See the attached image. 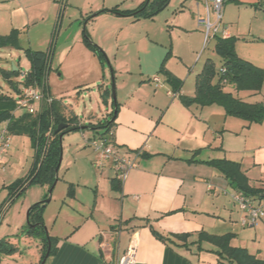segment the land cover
Listing matches in <instances>:
<instances>
[{"label":"crops","instance_id":"0c3cea01","mask_svg":"<svg viewBox=\"0 0 264 264\" xmlns=\"http://www.w3.org/2000/svg\"><path fill=\"white\" fill-rule=\"evenodd\" d=\"M63 1L0 0V35L17 30L20 50L29 48L49 53L47 88L45 92L37 89L52 101L37 103L36 113L32 116L43 115L54 103L57 117L75 119L81 127L79 131L64 132L62 139L69 133H80L84 137L87 134V143H90L91 137H109L121 152L133 157L135 151H139V155L136 156V166L120 182L112 159L100 165V153L92 149V158L87 159L88 167L92 169L89 176L80 178V182L66 181L67 193L62 203L70 213L67 214L64 228L48 233H52L50 237L55 239V253L47 256L44 264H118L129 250L132 251L134 264H226L214 252L216 247L212 244L202 242L199 248L197 240L200 232L215 236L231 235V246L244 248L264 260V218L253 227L241 226L239 219L242 213L231 197L238 191L237 188L215 166L209 164L211 161L235 163L248 179L249 187L264 190V120L249 124L227 116L220 106H186L183 103L184 98L194 96L196 76L209 59L200 64L202 55L195 58L196 61L194 57H188L176 44L174 35L194 36L196 47L191 51L192 55L196 53L197 46L200 48L204 38L196 17L205 14V1L187 2L188 8L186 6L185 9L188 10L190 22L173 17L169 41L163 35L148 33L145 36L147 41H144L154 46L155 51L139 52L137 68L131 67L132 61L128 55L120 59L96 38L94 32L90 31L89 34L86 29L89 40L96 42L99 45L96 46L108 56V63L87 46L80 29L68 35L60 27L58 39L62 37L63 40L50 54ZM225 1H231L237 9V18H229L226 22L231 26L229 33L235 40L236 54L264 70V26L252 27L253 20L264 16V0ZM65 3L68 6L71 0H65ZM89 8L84 3L77 9L81 16L102 11L90 20L89 25L104 20L108 26L105 31L107 38L115 33L109 25H117L119 18L125 21L127 28L140 22H155L152 17L135 19L133 16L119 15L120 11H135V8L121 9L119 4ZM113 8H117L118 12H110ZM243 12L250 14L246 31L248 35H254L252 38L239 31ZM211 18L214 19L213 15ZM232 29H235L236 35H232ZM117 38L126 40L128 36ZM254 44H260L261 48L254 50L248 47ZM57 48L60 50L57 51ZM29 67L27 60L21 80L7 74L9 69H4L5 77L9 75L14 83H18L14 86L10 84L11 95L8 96L14 101ZM109 67L116 76V105L107 81ZM13 71L19 73L20 69L13 66ZM155 75L159 76L161 87L151 82V77ZM192 79L193 84H189ZM167 91H177L179 96L171 98ZM224 91L243 102L264 106V78L259 92L237 91L226 82ZM87 96L89 101H85ZM113 112L114 124L106 133L97 126L101 117L108 119ZM26 114L16 111L14 120ZM40 125L47 127L46 121L44 126L43 123ZM10 135V147L0 159V189L7 193L8 186L25 178L35 162L30 137L25 133ZM14 139L29 144L32 154L28 169L21 177L7 178L10 163L20 150V147L11 149ZM114 179L120 182L119 190L112 188ZM41 187L47 189V186ZM26 191L27 188L24 193ZM69 191L71 196L68 195ZM4 192L1 194L0 191V205H4L5 210L4 218L0 220V241L10 243L12 236L24 231L22 229L26 223L16 222L11 234L7 233L9 226H2L10 204L3 201ZM262 195L255 204L264 208V193ZM37 203L31 204L29 209ZM42 218L43 224L48 226L44 210ZM152 230L164 236L187 234L189 237L185 244L176 239L174 243H164ZM18 254L15 253L13 257Z\"/></svg>","mask_w":264,"mask_h":264},{"label":"trees","instance_id":"16d2710c","mask_svg":"<svg viewBox=\"0 0 264 264\" xmlns=\"http://www.w3.org/2000/svg\"><path fill=\"white\" fill-rule=\"evenodd\" d=\"M168 5V0H147L135 11H120L117 8L110 10L112 13L118 12L119 15L133 16L135 19L142 17H153L154 13ZM151 11H148V9ZM100 11L99 13H101ZM98 13V14H99ZM96 15L88 17V21ZM83 39L87 46L101 59L105 58V54L94 45L88 38L85 29L82 31ZM12 46L20 48L19 31L12 30L8 35H0V48ZM214 52L221 60L220 69H216L215 64L210 59L206 61L201 72L195 79V94L191 98H184L183 103L188 106L196 104L197 106L216 105L224 109L227 116L242 119L249 124L261 123L264 120V106L261 104H249L235 98L231 93L224 91V83H229L235 87L237 91L259 92L264 78V70L256 67L252 63L240 58L235 51V40L229 37L224 39L216 37ZM25 58L28 60L30 67L24 76L22 85L25 87L41 88L46 91V76L49 67V53L29 48L24 49ZM10 76H15L18 71L10 70L7 72ZM6 76L10 84L14 83L10 76ZM20 92V91H19ZM116 105V103H114ZM15 110V101L8 95L0 91V122L9 120L8 130L10 134L28 135L35 151V162L28 175L8 186V199L6 203H11L14 199L20 197L26 188L31 185L47 186L48 194L53 186L56 175L55 171L60 161L61 142L58 139L59 134L54 131L60 124L68 126L62 131L74 132L81 130V127L75 122V119L64 120L57 117L54 111V103L48 112L43 115L32 116V114L23 115L20 119L14 120L13 111ZM115 120V112L109 115L108 119L100 121L98 128L104 129L106 133L111 129ZM47 124V127H41ZM53 124V127L51 125ZM40 125V126H39ZM51 128V129H49ZM209 164L215 166L225 178L235 185L238 191L247 197L261 200L264 193L262 189H254L248 186V179L240 171L237 164L228 161H211ZM58 180V178H57ZM112 188L120 189V182L112 180ZM71 196V191L68 192ZM42 202L31 207L29 212V223L27 224L25 234L33 235L41 238L42 255L39 261L41 264L45 260L46 253L48 256L55 253V239L48 236L44 230L43 224V208ZM4 205H0V219L2 218ZM37 225L35 228L32 226ZM153 231V230H152ZM155 236L164 243H174L176 240H182L185 244L189 237L187 234H169L161 235L153 231ZM46 235V236H45ZM231 235L215 236L205 232L198 234L197 244L200 247L202 242H208L216 247L214 251L226 264H264L263 259L248 253L244 248L233 247L230 245ZM48 244L50 248L48 249ZM16 249L9 245L6 241H0V254H10Z\"/></svg>","mask_w":264,"mask_h":264},{"label":"rangeland","instance_id":"374dc122","mask_svg":"<svg viewBox=\"0 0 264 264\" xmlns=\"http://www.w3.org/2000/svg\"><path fill=\"white\" fill-rule=\"evenodd\" d=\"M146 1L147 0H71L70 5L67 6L64 0L61 6V15L59 16V20H58L59 24L58 23L56 24V31H54V34L52 36V45L50 48L51 49L50 54L51 52L52 53L54 52L56 46L57 47L60 46L63 40L62 37L58 39V33L60 27H61V31L62 32L66 31L68 35L69 34L72 35L76 29H80L81 33L83 29H86L89 34L90 31L94 32L96 38L104 42V44L111 49V53L117 54L120 57V59H124L123 57L128 55L132 61L131 67L133 68L135 66L137 68L139 52L142 51L147 52V50H149L150 52L155 51V48H152L154 46H150L149 43L148 44L146 43L147 39L145 36L148 33H150L151 35H158V34L163 35L164 38L169 41L170 40L169 33H171L170 32V30L172 29L171 21L173 17L174 18L177 17V19L183 21H188V22L191 21V18H189V16L187 15L188 10L185 9L186 6L188 8L187 2L190 0H170L165 8H163L157 14H154V16L151 18L155 22H151V21L140 22L134 24L133 26H129L127 28L125 27L124 24L125 21L123 22L122 21L123 19L119 18L120 20H117L118 22L117 25H113V24L109 25L115 30L114 31L115 33H113L109 38H107L108 36H106L105 33L108 26H106L104 20H98L97 22H93V24L91 25H89L90 20L89 21L87 20L89 16L91 15L98 16L102 12L101 13L96 12L93 14L90 13L87 16H81L80 11L77 8L78 6H82L84 3H86V7L88 8L91 6L93 7L104 6V5L115 6L116 4H119V8L121 9L135 8L134 10H137ZM203 4L205 6L206 1ZM65 7L67 8L66 10L64 9ZM209 7L210 9H212L211 3H209ZM183 10L186 11L182 12ZM148 11H151L150 7ZM261 11L262 8L260 9V12ZM182 13L184 14L182 15ZM237 16H238L237 9L232 4V2L224 1L222 5L223 19L221 22L222 24L225 25V27L228 30L230 25L226 24L227 20L229 18L236 19ZM250 18L251 17L249 13L243 12L239 21V31L243 32L242 34H244V36H247L248 38H252V36H254V35H248L246 31ZM166 22H168L167 23L168 25L166 24ZM143 23H147V24H143ZM257 25L264 26V16H258L257 19L253 20L252 27L255 28ZM231 33L232 35L237 34L235 33V29L234 30L232 29ZM121 35H126L128 36V38L126 40H120L119 38H117ZM174 36H175L176 44L188 55V57L191 56L192 59L194 57L195 60V58L202 55L199 61L200 64L203 63L206 59H210L211 61H213V63L217 68L221 65L220 58L216 55V53L213 50L215 44L214 38H210L207 43H205V39L203 38L200 48L199 46H197L196 53L192 55L191 50L193 47L194 48L196 47V44L194 45L195 40H193V38L195 37L183 36L182 34H179L178 35L179 37L176 34ZM144 39H146V41H144ZM91 42L99 46L96 42L92 40ZM248 47L254 50L261 48L260 44H254ZM58 50L60 49L57 48V51ZM194 63H192V66H195ZM26 64H27V59L25 58V54L22 49L20 50L19 48L12 46L0 48V91L2 93L11 95L10 83L5 77L6 72H4V69L13 70V66L19 67L20 71L17 75L14 76V78H16L17 80H21L23 78L22 73L26 69ZM113 75L114 73L112 74V68L109 67V71L107 74L109 91L111 92V81L113 77L114 85H115V94H116L115 96L117 97L116 76ZM155 76L159 77L158 75ZM190 83L193 84V79L191 82L189 81V84ZM85 101H89L88 96L85 98ZM101 118L100 121H103L104 119ZM86 136L84 137L80 133H75V134L69 133L67 134L65 139L61 140L62 155H61L60 167L58 170V180L51 192L49 203L46 204L45 207L43 208V210L45 211V219L46 217L48 219L47 220L48 226L44 225V227L46 228L47 235L49 236L52 234V233L48 234L49 232H52L54 230H59L65 227L64 225L65 219L67 218V214L70 213V210H68L65 207V204L62 203L63 198L67 193L68 184L66 181L72 180L74 182L77 181L80 182V178L83 179L84 177H88L92 170V169L90 170L88 167L89 164L87 159L92 158L93 155L92 149H94L92 143L99 142V138L91 137L89 140L90 143H87L88 139L86 138ZM23 143L24 141L19 139L18 140L14 139L12 141L11 149H13V147L15 148L20 147L19 148L20 150L18 151V153L15 154L14 161L10 163L11 165L9 166V170L6 172L7 178L13 176L21 177L24 171L28 169L32 151L31 148L29 147V144L27 145L26 142L25 144ZM0 191L1 194L4 192L1 189ZM4 193L5 194L3 201L8 199V193L7 192ZM41 194L42 197H40ZM48 197L49 194L46 188H42L40 185H31L27 188V191L24 193L23 196L14 199L8 206L9 208L8 213L6 214L5 221L3 222L2 225L5 228L9 226L7 233L10 232L11 234V232H13L12 229L16 222L26 223L24 229H22L25 231L27 227L26 214L31 204L47 200ZM253 201L254 203H257L258 199H253ZM3 211L5 212V210ZM3 218H4V214L2 215L1 219ZM24 231L18 233L20 236H18V234L12 236L11 238L12 240L9 243V245L14 247L16 251L10 254L1 253L0 264H39L42 255L41 238L33 235L28 236L27 234H25ZM19 239H20V243H19ZM17 252L20 253V255L18 254L16 257H13L14 254Z\"/></svg>","mask_w":264,"mask_h":264},{"label":"built area","instance_id":"2783aa9c","mask_svg":"<svg viewBox=\"0 0 264 264\" xmlns=\"http://www.w3.org/2000/svg\"><path fill=\"white\" fill-rule=\"evenodd\" d=\"M205 1V14L196 17L197 25L203 29L205 43H207L210 38L221 37L228 39L230 37L229 30L224 27L221 22L222 5L225 0ZM209 3L212 4V9H210ZM262 7L264 9V4ZM212 15L214 17L213 20L211 18ZM151 82L156 87H161L159 77L153 76L151 78ZM167 95L171 98L179 96L177 91H167ZM43 101L51 102L52 99L42 92H39L37 87L22 86L17 98L15 99V110L13 111V114L16 111H23L27 114H35V105ZM8 125L9 120L0 122V159L10 147L11 135L8 130ZM92 146L100 153V165H102V163L106 160L112 159L114 169L120 182L124 181L127 173L136 166V156L139 155V151H135L134 156L131 157L129 154L121 152L119 147L113 143L109 137L101 136L99 138V142L92 143ZM231 197L238 210L242 213V216L239 219L241 226L253 227L264 218V208L259 204H255L252 198L247 197L240 191L234 192ZM118 264H134L132 251L129 250L125 256L120 258Z\"/></svg>","mask_w":264,"mask_h":264},{"label":"water","instance_id":"95a60500","mask_svg":"<svg viewBox=\"0 0 264 264\" xmlns=\"http://www.w3.org/2000/svg\"><path fill=\"white\" fill-rule=\"evenodd\" d=\"M149 1V0H148ZM170 0H168V2H169ZM163 8H165V7H163ZM163 8H161L160 10H158L157 12H155V14H157L159 11H161ZM105 58H106V62L108 63V59H107V57H106V55H105ZM111 93H112V101L114 102V103H116V96H115V87H114V81H113V79H112V81H111ZM67 127V125L66 124H60V125H58V127L56 128V130L54 131V134H59V136H58V139H59V141L61 142V140H62V137H63V133H62V131L65 129ZM61 155H62V153H61ZM61 155H60V161H59V164H58V166H57V169H56V171H55V175H56V178H55V181H54V183H53V186L51 187V189H50V191H49V197H48V199L47 200H44V201H42V205L43 206H45L46 204H48L49 203V201H50V196H51V192H52V190H53V188H54V186H55V184H56V182H57V178H58V170H59V167H60V163H61ZM263 196V195H262ZM30 210H31V208L27 211V214H26V220H27V224L29 223V212H30ZM37 225H34V226H32L33 228H35ZM44 230H45V232H46V234H47V231H46V228L44 227ZM48 256V253H46V256L45 257H47ZM41 264H44V261L41 263Z\"/></svg>","mask_w":264,"mask_h":264}]
</instances>
